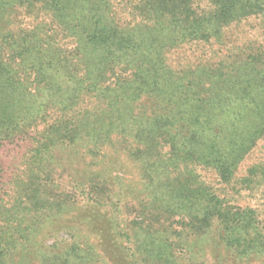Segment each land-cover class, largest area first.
<instances>
[{
	"label": "trees",
	"instance_id": "obj_1",
	"mask_svg": "<svg viewBox=\"0 0 264 264\" xmlns=\"http://www.w3.org/2000/svg\"><path fill=\"white\" fill-rule=\"evenodd\" d=\"M262 141L264 0H0V264H264Z\"/></svg>",
	"mask_w": 264,
	"mask_h": 264
},
{
	"label": "rangeland",
	"instance_id": "obj_2",
	"mask_svg": "<svg viewBox=\"0 0 264 264\" xmlns=\"http://www.w3.org/2000/svg\"><path fill=\"white\" fill-rule=\"evenodd\" d=\"M22 20V22L26 21L28 18L26 16H24L23 14H20L18 17H16V20ZM246 29H244V33L246 32L245 31ZM252 32H254L252 30ZM251 35H256V34H253V33H250ZM261 36H259L260 38ZM263 141L260 143V148L254 150L253 153L250 154L251 157H249L248 161L251 162V160L253 159H257L259 158V155H261L262 151H263V145L264 143ZM234 202L236 204H240V205H249V206H252L254 207L255 209H257V212H258V215H259V218L261 220L264 221V193L262 192V189H258V191L254 192L253 194L252 193H244L243 195L241 196H237L236 199L234 200ZM260 260L259 259H254V260H250L248 262V264H260ZM213 264V262L211 263ZM236 264H244V263H236Z\"/></svg>",
	"mask_w": 264,
	"mask_h": 264
}]
</instances>
